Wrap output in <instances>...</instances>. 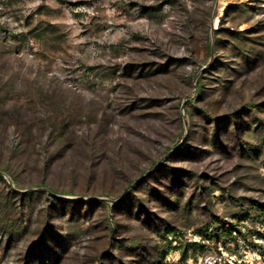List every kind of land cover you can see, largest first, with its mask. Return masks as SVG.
<instances>
[{"label":"rangeland","instance_id":"rangeland-1","mask_svg":"<svg viewBox=\"0 0 264 264\" xmlns=\"http://www.w3.org/2000/svg\"><path fill=\"white\" fill-rule=\"evenodd\" d=\"M224 1L0 0V264H264V0Z\"/></svg>","mask_w":264,"mask_h":264},{"label":"bare ground","instance_id":"bare-ground-1","mask_svg":"<svg viewBox=\"0 0 264 264\" xmlns=\"http://www.w3.org/2000/svg\"><path fill=\"white\" fill-rule=\"evenodd\" d=\"M220 5H221L220 13L222 14L223 13V9H224V7L226 5V2L224 0H220ZM217 24H218V20L215 21V25H217Z\"/></svg>","mask_w":264,"mask_h":264}]
</instances>
